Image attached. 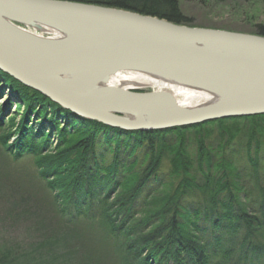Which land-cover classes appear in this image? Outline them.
<instances>
[{
	"label": "trees",
	"instance_id": "trees-1",
	"mask_svg": "<svg viewBox=\"0 0 264 264\" xmlns=\"http://www.w3.org/2000/svg\"><path fill=\"white\" fill-rule=\"evenodd\" d=\"M68 1L192 23L180 0ZM253 27L249 34L264 37V24ZM1 100L0 147L32 159L53 208L34 254L6 251L0 264H110L92 247L81 255L80 225L101 233L91 234L118 264H264V115L125 131L81 118L0 70Z\"/></svg>",
	"mask_w": 264,
	"mask_h": 264
},
{
	"label": "water",
	"instance_id": "water-1",
	"mask_svg": "<svg viewBox=\"0 0 264 264\" xmlns=\"http://www.w3.org/2000/svg\"><path fill=\"white\" fill-rule=\"evenodd\" d=\"M0 70L81 118L125 131L264 115L263 36L99 5L0 0ZM136 74L202 100L186 105L171 91L117 82Z\"/></svg>",
	"mask_w": 264,
	"mask_h": 264
},
{
	"label": "rangeland",
	"instance_id": "rangeland-1",
	"mask_svg": "<svg viewBox=\"0 0 264 264\" xmlns=\"http://www.w3.org/2000/svg\"><path fill=\"white\" fill-rule=\"evenodd\" d=\"M180 5L184 14L191 19L189 25L193 28L253 33L254 25L264 24V0H234L224 4L210 0H180ZM132 87L144 91L151 89L139 85ZM4 101H0V106ZM251 187L249 191L252 193L254 190ZM258 199L262 197L256 191L255 200ZM13 201L18 204L15 209L12 207ZM52 202V194L40 181L32 159L26 156L15 159L6 155L0 147V256L6 251H17L19 258L34 254L37 242L43 239L42 226L49 225H43L41 221L53 208L50 206ZM78 231L85 236L81 245L78 244L82 256L85 254L82 247L91 252H94L93 248L96 256L102 260L118 264L111 248H106L99 238L91 234H101L99 231H89L84 225H80Z\"/></svg>",
	"mask_w": 264,
	"mask_h": 264
},
{
	"label": "bare ground",
	"instance_id": "bare-ground-1",
	"mask_svg": "<svg viewBox=\"0 0 264 264\" xmlns=\"http://www.w3.org/2000/svg\"><path fill=\"white\" fill-rule=\"evenodd\" d=\"M117 82L120 84L141 85L144 87L168 90L173 92L177 99L186 105L199 103L202 100V96L196 92L187 90L185 88H177L176 86L166 85L161 81L145 75H127L117 78Z\"/></svg>",
	"mask_w": 264,
	"mask_h": 264
}]
</instances>
